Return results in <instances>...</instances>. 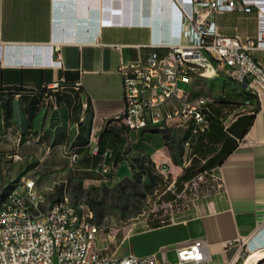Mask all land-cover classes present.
Returning <instances> with one entry per match:
<instances>
[{
	"label": "crops",
	"instance_id": "1",
	"mask_svg": "<svg viewBox=\"0 0 264 264\" xmlns=\"http://www.w3.org/2000/svg\"><path fill=\"white\" fill-rule=\"evenodd\" d=\"M193 9L190 0H0V158L18 152L37 163V172L75 182L69 196L63 183L43 194L46 206L67 198L80 208L91 205L99 217L100 186L131 178L134 153L158 174L150 142L157 133L130 131L118 118L124 108L119 67L152 50L165 54L179 39L181 13ZM216 23L220 33L245 39L258 35L264 17L256 9L225 11ZM251 54L264 66V43ZM61 79L58 92L47 88ZM78 80L82 91L75 89ZM207 80L196 77L192 94H205L200 88ZM210 81L221 82L224 97L210 105V127L192 143L188 164L194 159V169L206 168L198 174L210 176L209 193L166 224L128 238L168 229L172 247L202 239L210 264H224L249 251L264 252V100L249 97L223 73ZM245 95L250 109L236 113ZM172 192V199L181 193Z\"/></svg>",
	"mask_w": 264,
	"mask_h": 264
},
{
	"label": "built area",
	"instance_id": "2",
	"mask_svg": "<svg viewBox=\"0 0 264 264\" xmlns=\"http://www.w3.org/2000/svg\"><path fill=\"white\" fill-rule=\"evenodd\" d=\"M190 3L194 9L181 13L179 39L168 46L165 54L152 50L144 59L119 67L124 108L118 118L130 131L166 128L178 122L191 132L187 144L196 142L198 135L209 128L210 105L215 101L209 93L192 94L189 85L196 77L210 78L223 73L239 82L249 97L264 100V66L251 54L264 43V28L258 35L243 39L220 33L216 23V15L225 11L256 9L264 17V0H190ZM63 81L55 80L47 88L56 93L64 88ZM75 89L83 90L81 80L76 81ZM84 105L87 107L88 103ZM97 150L95 147L93 153ZM14 158L21 156L16 152ZM107 169L103 167L104 171ZM210 189L208 185L205 195ZM92 216L67 198L46 206L34 177L0 190V264H210L208 243L202 239L176 247L174 263L158 261L153 254L104 256L97 245L100 225ZM250 253L224 264H246ZM254 264H264V256L257 257Z\"/></svg>",
	"mask_w": 264,
	"mask_h": 264
},
{
	"label": "rangeland",
	"instance_id": "3",
	"mask_svg": "<svg viewBox=\"0 0 264 264\" xmlns=\"http://www.w3.org/2000/svg\"><path fill=\"white\" fill-rule=\"evenodd\" d=\"M211 78V79H210ZM200 88L201 92H208L215 96V99L224 97L225 90L219 81H210L212 77ZM226 90L227 87H226ZM223 95V96H222ZM241 107L236 113L250 109L249 99L245 95L242 98ZM235 114H232L234 116ZM175 122L166 128H157V133L150 139L151 150L154 152L151 160L158 175L163 176V182L150 190L145 188L149 182L148 175H143L139 188L135 183V174L138 173L136 157L134 153L130 156L132 165L131 178H124L120 183H112L110 187L100 186V208L99 217L97 210L89 207H81L82 211L93 212L95 222L100 224V232L97 237V245L102 255H123L132 253L137 256L154 254L158 261L176 262L175 248L167 242L168 229L157 231H143L128 238L129 235L147 229L154 219H161L165 222L172 220L177 214L191 207L205 192L211 178L204 174L200 178L198 174L194 179L185 184V189L175 199L166 197V191L174 186V179L189 164L193 154L194 145L187 144L185 137L186 130ZM167 135V137H165ZM14 146L5 149L9 153L14 152ZM37 163L26 161L23 158L10 157L0 158V190L5 191L14 187L19 181L25 178L34 177L40 189L45 193H54L56 186L63 183L65 192L69 196L74 193L73 182L65 177L54 178L37 172ZM127 167L126 164H124ZM125 167L120 168L119 174L123 173ZM57 181L56 183H54ZM123 184V186H121ZM49 197V196H48ZM94 197V195H93ZM97 198V197H96ZM98 199V198H97ZM83 200H87L86 196Z\"/></svg>",
	"mask_w": 264,
	"mask_h": 264
},
{
	"label": "trees",
	"instance_id": "4",
	"mask_svg": "<svg viewBox=\"0 0 264 264\" xmlns=\"http://www.w3.org/2000/svg\"><path fill=\"white\" fill-rule=\"evenodd\" d=\"M210 117H209V119H210ZM252 117H254V115ZM209 127H210V125H209ZM155 129H157V128H152L150 130H155ZM188 136H189V131L187 130L185 133V137L188 138ZM165 137H167V135H165ZM199 139H200V134L197 137L196 143L199 141ZM211 150H213V148L210 150L207 149V151L204 154L206 155V153L210 152ZM228 152H230V150ZM136 160H137V166L139 168V171H138V173L135 174V183H133L134 186L139 188L141 178H142V174L144 172H147L148 177H149V182H148V184L145 185V188L153 190L159 184V182H163V176L161 177L158 174H155L153 172V169L150 167L151 163H150V161L147 160L146 157H137ZM193 163H195L194 159H192V162L190 163V165H188L184 168L183 173L181 175H179L174 180V186H173L174 191L181 192L185 187V183L191 181L199 172L204 171L206 169L205 167H201L200 169H194ZM121 186H123V184ZM165 195L167 198H170V199L175 197V194H174V192H172L171 189L166 191ZM166 223L167 222H165L161 219H154L151 222L150 227H159V226H162Z\"/></svg>",
	"mask_w": 264,
	"mask_h": 264
},
{
	"label": "bare ground",
	"instance_id": "5",
	"mask_svg": "<svg viewBox=\"0 0 264 264\" xmlns=\"http://www.w3.org/2000/svg\"><path fill=\"white\" fill-rule=\"evenodd\" d=\"M259 256H264V252L263 251L259 252V251H256V250L251 251L250 255L246 259V264L252 263Z\"/></svg>",
	"mask_w": 264,
	"mask_h": 264
}]
</instances>
